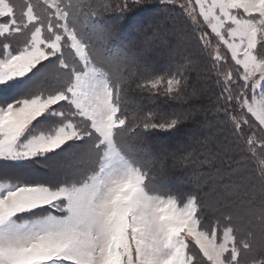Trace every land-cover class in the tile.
I'll return each instance as SVG.
<instances>
[{
	"label": "snow or ice",
	"instance_id": "snow-or-ice-1",
	"mask_svg": "<svg viewBox=\"0 0 264 264\" xmlns=\"http://www.w3.org/2000/svg\"><path fill=\"white\" fill-rule=\"evenodd\" d=\"M159 2L199 26L214 111L250 154L244 181L241 168L217 170L191 191H165L149 187L164 159L131 155L141 132L193 116L125 102L131 89L187 101V49L157 74L142 55L112 54L114 32L93 24L149 0H0V161L48 173L0 172V264H264V0Z\"/></svg>",
	"mask_w": 264,
	"mask_h": 264
},
{
	"label": "trees",
	"instance_id": "trees-1",
	"mask_svg": "<svg viewBox=\"0 0 264 264\" xmlns=\"http://www.w3.org/2000/svg\"><path fill=\"white\" fill-rule=\"evenodd\" d=\"M22 3V0H15ZM98 29L114 32L110 52L112 54L142 55L146 63L157 74H164L184 61L185 49L188 50L189 99L181 104L169 96L131 89L126 94V103L130 108H157L171 113L181 108L193 111L191 119L171 131L149 130L140 134L141 144L150 146V150H142L141 144L133 147L131 155L147 166L154 160L164 159L165 171L149 182V187L165 191L188 192L194 184L208 181L209 173L231 174L241 168L234 179L243 182L245 174L242 166H251L246 152L238 147L237 137L233 134L230 124L225 123L224 113L215 112L216 96L219 86L216 76L208 63L209 57L200 51L197 43L199 28L179 9L165 11V6L159 0H149L148 4L133 8L125 13H108L101 20H94ZM163 91L162 89L160 90ZM246 147V146H245ZM184 160L177 165L172 154ZM206 156L216 157L212 166L204 164L197 166L188 157L199 160ZM34 171L46 176L47 169L32 162L0 161V172L18 173ZM210 182V181H209ZM27 218V217H26Z\"/></svg>",
	"mask_w": 264,
	"mask_h": 264
},
{
	"label": "rangeland",
	"instance_id": "rangeland-1",
	"mask_svg": "<svg viewBox=\"0 0 264 264\" xmlns=\"http://www.w3.org/2000/svg\"><path fill=\"white\" fill-rule=\"evenodd\" d=\"M18 5H19V2H16ZM0 19H3V18H0ZM192 22V21H191ZM197 28H199V26L195 25ZM206 31H209L210 32V29H207L205 27ZM222 51H226V49H223L222 48ZM230 55V54H229ZM8 162H12V161H8ZM20 163H27V162H20ZM34 171H29V172H25L24 169H21L18 173H16L17 175H20V176H27V178H31V176H28L29 173H33V172H36V169H33ZM37 173V172H36Z\"/></svg>",
	"mask_w": 264,
	"mask_h": 264
},
{
	"label": "clouds",
	"instance_id": "clouds-1",
	"mask_svg": "<svg viewBox=\"0 0 264 264\" xmlns=\"http://www.w3.org/2000/svg\"><path fill=\"white\" fill-rule=\"evenodd\" d=\"M189 80V78H187ZM187 82V81H186Z\"/></svg>",
	"mask_w": 264,
	"mask_h": 264
}]
</instances>
